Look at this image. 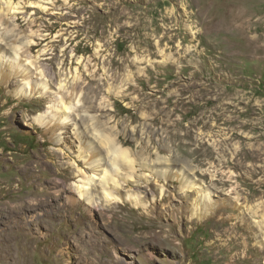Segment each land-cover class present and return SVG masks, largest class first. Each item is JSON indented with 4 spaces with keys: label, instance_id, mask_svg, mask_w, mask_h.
<instances>
[{
    "label": "rangeland",
    "instance_id": "obj_1",
    "mask_svg": "<svg viewBox=\"0 0 264 264\" xmlns=\"http://www.w3.org/2000/svg\"><path fill=\"white\" fill-rule=\"evenodd\" d=\"M5 2L11 25L36 34L30 54L76 85L77 106L135 168L113 203L79 198L74 129L54 142L31 121L48 98L1 85L0 264H264V0ZM157 156L174 167L166 178L138 164ZM184 164L216 191L202 219L178 188Z\"/></svg>",
    "mask_w": 264,
    "mask_h": 264
},
{
    "label": "bare ground",
    "instance_id": "obj_2",
    "mask_svg": "<svg viewBox=\"0 0 264 264\" xmlns=\"http://www.w3.org/2000/svg\"><path fill=\"white\" fill-rule=\"evenodd\" d=\"M5 4L0 8V86L7 85L8 87L18 82V86L13 91L7 90V94L18 99L32 95L48 98L49 104L46 109L40 111L30 120L48 132L53 127V141L57 143L65 139L62 133L66 129L65 124L69 123L71 128L74 129L77 157L88 169V171H84L81 167L75 168L74 176L77 179L75 188L78 197L84 196L90 203L99 200L104 201L106 205L113 203L114 199L117 198L115 196L117 194L116 190L120 188L121 179L128 176L129 178H127L130 180L134 172L135 161L130 157L129 149L119 143L114 135L105 134L97 127L95 116L88 113V107L83 106L81 109L77 106L79 97H77L76 85H72V88L69 89L66 76L63 77L61 73L42 67L37 60L39 55L32 56L30 54L33 47L39 45V42L34 38L36 34L34 35L33 32L25 33L20 29H16V25H11V22L7 20L8 14L11 11H18V8L10 2H5ZM81 62V58H79L77 64L79 65ZM16 76H18V79L14 80ZM71 76L75 81L80 79L79 66L74 67ZM99 108L104 109L103 106ZM83 115L87 116L91 123L81 129L80 124ZM138 162L143 168H146V166L154 168L156 170L155 174L162 178H166L165 172L167 167L170 168L167 165L171 163L169 158L164 156H157L153 161L141 159ZM159 165L166 166L158 168ZM170 169H174V167L172 166ZM179 178V190L186 189V192L190 191L186 193L187 197L185 198L186 201L190 202L188 208L190 215L198 217V219L207 216L215 206L211 196L216 195V191L209 188L205 189L202 183L196 181L195 176H192V171L188 169L186 164L182 165V176H179ZM157 188L159 195H162L163 188L161 186ZM124 196L130 198L133 204L136 202L144 204L139 196L134 193L125 192ZM258 207L253 206L248 210L254 215L258 213ZM240 221L243 226L246 223V218L241 215ZM257 224L253 227L257 226L259 228L257 232L262 233L261 236H254V243L257 246L264 247V238L262 239L264 237V219ZM234 239L237 241V238L234 237Z\"/></svg>",
    "mask_w": 264,
    "mask_h": 264
}]
</instances>
